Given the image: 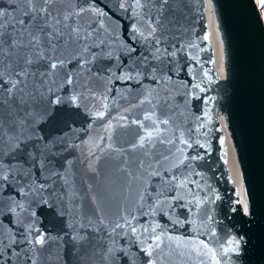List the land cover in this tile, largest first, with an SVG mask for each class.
Here are the masks:
<instances>
[{
	"label": "snow or ice",
	"instance_id": "snow-or-ice-1",
	"mask_svg": "<svg viewBox=\"0 0 264 264\" xmlns=\"http://www.w3.org/2000/svg\"><path fill=\"white\" fill-rule=\"evenodd\" d=\"M205 16L214 0H0V264H239L247 233L202 170L226 78Z\"/></svg>",
	"mask_w": 264,
	"mask_h": 264
},
{
	"label": "water",
	"instance_id": "water-1",
	"mask_svg": "<svg viewBox=\"0 0 264 264\" xmlns=\"http://www.w3.org/2000/svg\"><path fill=\"white\" fill-rule=\"evenodd\" d=\"M214 13L215 24L209 27L205 16L196 25L195 35L203 36L218 28L224 41L226 78L213 86L209 95L216 100L208 106L223 117L218 125L214 121L210 127L223 131L211 133V155L206 157L208 163L202 170L222 198L215 206L218 218L223 220L227 215L225 224L235 225L238 234L247 233L249 243L239 264H264V19L256 0H214ZM201 47L207 48L200 53L204 69L215 67L218 71L219 64L209 62L217 58L215 38L201 43ZM196 70L200 71L199 66ZM204 107L201 101L193 100L190 111L198 115ZM221 137L226 140L223 146L219 143ZM234 170L242 173V181L235 185L230 179ZM242 189H247L255 214L251 224L239 209L236 213L230 211L235 206V193Z\"/></svg>",
	"mask_w": 264,
	"mask_h": 264
},
{
	"label": "flooded vegetation",
	"instance_id": "flooded-vegetation-1",
	"mask_svg": "<svg viewBox=\"0 0 264 264\" xmlns=\"http://www.w3.org/2000/svg\"><path fill=\"white\" fill-rule=\"evenodd\" d=\"M261 10V13H262V16H263V19H264V10L260 9Z\"/></svg>",
	"mask_w": 264,
	"mask_h": 264
}]
</instances>
